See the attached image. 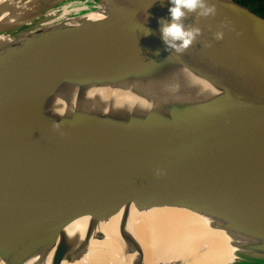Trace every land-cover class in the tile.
I'll return each mask as SVG.
<instances>
[{
	"label": "water",
	"instance_id": "water-1",
	"mask_svg": "<svg viewBox=\"0 0 264 264\" xmlns=\"http://www.w3.org/2000/svg\"><path fill=\"white\" fill-rule=\"evenodd\" d=\"M68 1L75 14L25 21L23 34L0 42L1 264H44L50 252V264L82 261L89 240L103 239L95 225L114 217L129 264H143L125 233L130 207L216 216L233 241L229 264H264V18L233 0H210L216 15L195 24L203 35L168 59L159 21L171 22L169 0ZM5 2L0 14L10 12ZM169 68L209 98H174L161 114L86 96L98 110L57 114L49 104L67 86L143 83ZM84 219L83 239L68 245L65 230Z\"/></svg>",
	"mask_w": 264,
	"mask_h": 264
},
{
	"label": "bare ground",
	"instance_id": "bare-ground-1",
	"mask_svg": "<svg viewBox=\"0 0 264 264\" xmlns=\"http://www.w3.org/2000/svg\"><path fill=\"white\" fill-rule=\"evenodd\" d=\"M2 1H6L5 3L10 6V12L0 14V27L12 26L19 22L22 19L21 9L16 8L19 0H0V3ZM55 14L51 12L50 16L53 17ZM47 16L50 17L48 14ZM31 20L28 17L25 21ZM158 78L143 83L127 82L118 86H67L62 88L49 104L52 111L57 114H67L73 108L98 110V106L87 105L84 102L86 96L103 103L114 102L139 114H145L151 109L161 114L166 113V108L174 98L180 104H185L205 100L211 95L207 89L174 68L165 70ZM123 85L125 86L122 87ZM136 89H140V94ZM187 91L192 95L182 98ZM74 98V102L70 104ZM161 99H165V102L160 101ZM67 105L70 108H66ZM127 217L130 224L125 233L132 236L141 247L143 264H229L233 259L232 253L235 250L232 247L233 241L218 227L224 220L216 216L195 214L177 208H153L137 212L130 207ZM118 221L119 217H114L109 221L97 223L94 231L100 232L103 239H90L84 260L74 264H129L132 256L126 254L121 243ZM89 223V220L84 219L68 226L65 230L67 244L82 240ZM51 257L52 252L44 264H50ZM29 259L23 264L37 263L36 258L35 261Z\"/></svg>",
	"mask_w": 264,
	"mask_h": 264
},
{
	"label": "clouds",
	"instance_id": "clouds-1",
	"mask_svg": "<svg viewBox=\"0 0 264 264\" xmlns=\"http://www.w3.org/2000/svg\"><path fill=\"white\" fill-rule=\"evenodd\" d=\"M172 7L169 8L170 21L161 19L160 32L166 50L169 51L170 58L174 52L177 55H183L186 53L203 35L202 29L195 26L201 19H207L214 17L217 13L216 5L210 3V0H169ZM189 16L194 17V24H185V20ZM228 23L221 25V28H227ZM151 31L147 29L144 35H150ZM224 38V32L218 30L214 34V39L220 41ZM205 47H211L210 44L205 43ZM159 54L158 52L156 53ZM59 130L60 125L55 124L53 126ZM159 175L160 172L158 171Z\"/></svg>",
	"mask_w": 264,
	"mask_h": 264
},
{
	"label": "rangeland",
	"instance_id": "rangeland-1",
	"mask_svg": "<svg viewBox=\"0 0 264 264\" xmlns=\"http://www.w3.org/2000/svg\"><path fill=\"white\" fill-rule=\"evenodd\" d=\"M68 0H19L16 8L21 9V20L15 23L11 27H15L13 30L10 31H0V42L3 40L4 37H8L10 34L14 36V34H23L21 33L23 28L19 29V24L24 23L28 17L32 19L31 21H35L37 23H44L51 21L55 17H61L63 14H75L71 11L73 8L72 6L68 5ZM4 5V3H1ZM5 7V6H3ZM51 12H56L55 16L51 17ZM47 14L50 16L48 17ZM30 25V21H26ZM250 258H246L247 262H250ZM259 264V263H257Z\"/></svg>",
	"mask_w": 264,
	"mask_h": 264
},
{
	"label": "trees",
	"instance_id": "trees-1",
	"mask_svg": "<svg viewBox=\"0 0 264 264\" xmlns=\"http://www.w3.org/2000/svg\"><path fill=\"white\" fill-rule=\"evenodd\" d=\"M264 18V0H233Z\"/></svg>",
	"mask_w": 264,
	"mask_h": 264
}]
</instances>
